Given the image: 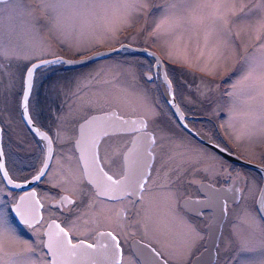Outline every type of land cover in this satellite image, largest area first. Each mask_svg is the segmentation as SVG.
Wrapping results in <instances>:
<instances>
[{"label": "flooded vegetation", "instance_id": "obj_1", "mask_svg": "<svg viewBox=\"0 0 264 264\" xmlns=\"http://www.w3.org/2000/svg\"><path fill=\"white\" fill-rule=\"evenodd\" d=\"M11 3L17 7L8 9ZM2 15L7 18H0V47L20 57L0 61V153L8 177L19 183L8 187L0 171V216L17 238L11 254L30 240L38 262L50 264L44 232L51 227L56 240L92 245L84 253L90 264H189L197 256L211 258L208 264H233L232 246L244 247L241 227L246 224L243 211L233 210L247 208L264 224L255 206L261 175L219 150L258 165L261 159H248L234 148L219 111L193 100L195 86L185 85L169 67L164 68L167 85L159 63L127 47L69 65L122 42L151 48L136 40L67 44L58 36L59 27L43 18L39 0H2ZM133 56H144L139 70L120 59ZM57 58L62 62L42 63ZM33 65L39 67L29 78ZM122 70L130 71L129 84L124 82L130 98H103L105 91L98 87L114 89ZM141 121L146 127L134 130ZM250 183L252 198L246 194ZM17 198L23 201L22 218L30 214L26 206L38 209L30 223L12 214ZM255 229L261 236V227Z\"/></svg>", "mask_w": 264, "mask_h": 264}, {"label": "rangeland", "instance_id": "obj_2", "mask_svg": "<svg viewBox=\"0 0 264 264\" xmlns=\"http://www.w3.org/2000/svg\"><path fill=\"white\" fill-rule=\"evenodd\" d=\"M173 2L174 0H141V4L131 12L130 26L122 27L115 32L112 29L118 26V21L115 17L108 19L112 12L111 9L91 5L66 7L61 9L63 22L59 26L58 36L70 45H75L83 40H92L112 46L121 40L132 39L145 47L153 48L166 62L164 65V61H162L163 68L169 67L168 69L173 75L180 74L184 78L185 85L195 86L193 98L196 99H191L201 104L209 102L210 108L214 112L219 111L221 121L232 137L234 148L248 159H261V166H264V134L260 132L262 122L260 119L252 120L249 115H246L251 112L255 117H259L261 114L260 101L257 99L251 101L249 105H245L243 101L247 97L243 95L238 97L234 94L235 90L233 89V85L243 75L242 66L245 62L264 55V49L260 47L264 43V0H224L220 13L225 16L228 23L226 27L222 24L219 25L208 36L206 45L203 30L190 33L178 29L175 35H169L164 27L157 28V25L161 24L166 16L183 13L186 6L176 3V7L172 8ZM15 4L11 3L8 9L17 7ZM204 11L208 12L211 9ZM22 12L24 13V11ZM25 17L28 19L26 14ZM0 18L6 19L7 16L2 15ZM13 18L18 19V17ZM257 36L261 38L257 39ZM92 44L90 43L88 47L91 45V48ZM185 45L190 64L178 62L175 58L169 59V51H173L174 56L183 55ZM84 48H87V44ZM201 50L204 51L203 56L200 55ZM217 56L220 57L219 60L216 59ZM120 59L134 62L137 70H139L138 66L141 62L145 61L144 56V60L141 56H137V58L133 56L132 60L124 57ZM111 61L113 62L114 59ZM213 65H218L214 74L202 71L205 66L211 68ZM173 66L176 69L172 68ZM129 73L130 71L122 70L117 75L118 83L114 89L107 90L106 85L108 84L99 86V92L105 91L102 97L124 99L125 96H128L130 98L129 89L125 87L124 83L129 84ZM97 86L91 88L95 90ZM218 86L226 88L220 95L217 94ZM113 91L116 95L112 96L110 93ZM205 114L210 115L211 113ZM212 114L214 115V113ZM204 136L207 137V135ZM254 192V185L250 183L246 194L252 198ZM241 210L246 221V224L241 227V236L245 245L244 247L232 246L230 256L233 255V264H264V224L262 222L258 224L254 214L247 208L239 207L233 211L239 213ZM0 219L14 228L6 217L0 216ZM255 227H261V236ZM235 237L237 238V236ZM235 237L233 243L238 242ZM12 249L13 244L7 247L9 256H6L5 260L11 259L16 264H41L38 262L39 252L34 249L30 240L26 241L24 249L15 253L16 255H11ZM29 249L31 250L29 251Z\"/></svg>", "mask_w": 264, "mask_h": 264}, {"label": "snow or ice", "instance_id": "obj_3", "mask_svg": "<svg viewBox=\"0 0 264 264\" xmlns=\"http://www.w3.org/2000/svg\"><path fill=\"white\" fill-rule=\"evenodd\" d=\"M2 2V0H0ZM40 6L44 9L46 15L43 17L46 21H48L52 28H57L61 26L63 22V13L61 9L70 7L73 5L76 6H94L111 9L112 12L108 19L111 17H115L118 21V26L113 28L112 31H119L122 27L130 26L131 22L129 17L131 16L132 10H135L138 5L141 4V0H39ZM176 3H180L185 5V9L180 15H170L166 16L164 20L161 21V24L157 25L158 29L164 27V30L169 35H175L178 29H183L186 32L196 33L201 30L205 33V45L207 44V38L212 34L213 31L219 25H224L226 27L228 21L224 15L220 13V9L224 4V0H174L171 7L175 8ZM205 9H211V11L205 12ZM31 15V14H30ZM34 20L38 19L37 17H33ZM155 34V33H154ZM260 36H257V39H260ZM179 39V37H177ZM262 49H264V43L260 45ZM180 51V49H177ZM183 55H173V51H169L168 57L169 59L175 58L178 62L184 64H190V58L187 55V46H184ZM96 55H99L97 53ZM200 55H204V51L201 50ZM12 59H20L18 55L12 52L6 51L3 47H0V61L3 60H12ZM91 59V57H88ZM217 60L220 59L219 56L216 57ZM199 60V57H197ZM62 61L57 58L54 61H42V63L51 64V63H61ZM4 65L0 63V68H3ZM39 67L38 65H33L31 68L27 70L29 78L32 75V71L34 68ZM218 65H213L211 68L205 66L202 71H207L209 74H214ZM243 75L236 81L233 85V89L235 90L234 94L238 97L240 95L246 96L247 99L243 101L245 105H249L251 101H256L259 99L260 101V110L261 114L259 117H255L251 112L246 113L249 115L252 120L260 119L261 120V128L260 132L264 134V55H261L259 58H251L245 62L242 66ZM28 93L25 92V98H27ZM146 125L141 121L140 128L134 129L136 131H140L145 128ZM247 132V129L245 130ZM145 135H149L145 133ZM154 143V141H152ZM151 155V152L148 153ZM108 181H112L113 184H117V181H113L111 176H106ZM171 183L170 180L167 181ZM138 187L143 188L144 184L141 182ZM71 203V201H69ZM60 233H62L65 237L67 233L64 232L63 229H60ZM57 234V236L60 235ZM109 236H112L111 233H108ZM16 235L15 230L8 225L3 219H0V264H16L15 261L8 259L5 260V256H9L7 252V247L15 242ZM112 239L115 240V236H112ZM55 246L57 249H67L71 252L72 255H75V252L72 251L76 249V245L72 244L71 241H67L64 243L62 241H54L53 245H49V247ZM87 247L91 248L92 245H88ZM105 247H107L105 245ZM31 249H29L30 251ZM11 255H16L15 253Z\"/></svg>", "mask_w": 264, "mask_h": 264}, {"label": "water", "instance_id": "obj_4", "mask_svg": "<svg viewBox=\"0 0 264 264\" xmlns=\"http://www.w3.org/2000/svg\"><path fill=\"white\" fill-rule=\"evenodd\" d=\"M124 47L135 50L137 52L145 53V54L149 55L150 57H152L154 62L159 63V66L161 67V77L163 78V82H165V83H167V85H169V81L163 72V68H162L163 65L160 62L159 57L153 51L146 49V48L136 47V46L130 45V44L125 43V42L119 43L115 47L106 48V49H102V50L97 51V52H93V53L86 55L84 57L72 59V60H70L69 65L70 66L80 65V64H83V63L95 58L96 56L113 53V52L118 51ZM97 53H99V55H96ZM88 57H91V59H88ZM147 78H148V76H147ZM25 92H27V93L29 92L28 83H26L24 89L22 90L21 96H20V109H21L22 115H24V113L26 114L25 105H26V99L27 98H25ZM175 113L177 114L178 112H175ZM211 145L214 146L213 144H211ZM219 152H221L222 155H224L225 157H227L228 159H230L236 163L244 164V165H247L251 168L256 169L261 174V184H260V188H259V191L257 193V196H256L255 206H256V209H257L260 217L264 221V204H263V200H264V166L255 164L253 162L246 161V160H244V159L240 158L239 156L232 154V153H227V152L221 151V150H219ZM0 171H1V175L4 179V182L8 187L13 188V189L18 187L19 183L12 181L8 177L4 167L2 165L1 153H0ZM22 203H23V201H21L20 198H17V200L11 205V212L15 216L17 221H20V222L29 221V223H30V221H32V219H35L36 216L34 215V213L36 211L38 213V209H36V208L32 209L31 207L26 206V208L24 210H26L27 213H30V214L27 218H24V217L22 218L21 214H20L21 211L23 210L22 209V207H23ZM219 208H221L220 205H219ZM220 217H221V215H220ZM211 225H212V223L211 224L209 223L210 227H211ZM58 240L61 241L59 238H58ZM54 241H57L56 237L53 236V234L51 233V227H49L44 232V247H45L46 252L48 253V256L50 259V264H56L55 263L56 259L59 260L60 264H86V263L90 264L89 262L85 261L84 253L87 251V246H85L83 243H81V242L72 243V244L76 245V249L72 250L75 252V255H72L71 252L67 249H57L55 246L50 248L49 245H53ZM67 241H69L68 238L65 239L64 243H67ZM205 251H203V253ZM206 259H207L206 257L197 256L196 258H193L189 264H208L211 258H209V260H206ZM160 264H164V263H160Z\"/></svg>", "mask_w": 264, "mask_h": 264}, {"label": "bare ground", "instance_id": "obj_5", "mask_svg": "<svg viewBox=\"0 0 264 264\" xmlns=\"http://www.w3.org/2000/svg\"><path fill=\"white\" fill-rule=\"evenodd\" d=\"M160 60V62L162 63V60L161 59H159ZM162 65H163V63H162ZM162 68H163V66H162ZM160 72H161V69H160ZM163 72H164V68H163ZM165 74V73H164Z\"/></svg>", "mask_w": 264, "mask_h": 264}, {"label": "trees", "instance_id": "obj_6", "mask_svg": "<svg viewBox=\"0 0 264 264\" xmlns=\"http://www.w3.org/2000/svg\"><path fill=\"white\" fill-rule=\"evenodd\" d=\"M166 63V62H165Z\"/></svg>", "mask_w": 264, "mask_h": 264}]
</instances>
